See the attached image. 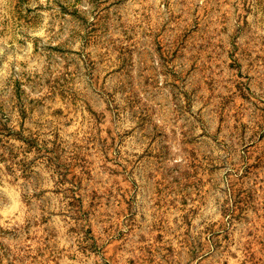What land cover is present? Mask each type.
Returning a JSON list of instances; mask_svg holds the SVG:
<instances>
[{
    "label": "rangeland",
    "instance_id": "rangeland-1",
    "mask_svg": "<svg viewBox=\"0 0 264 264\" xmlns=\"http://www.w3.org/2000/svg\"><path fill=\"white\" fill-rule=\"evenodd\" d=\"M217 4L0 0V264H264V41Z\"/></svg>",
    "mask_w": 264,
    "mask_h": 264
},
{
    "label": "clouds",
    "instance_id": "clouds-1",
    "mask_svg": "<svg viewBox=\"0 0 264 264\" xmlns=\"http://www.w3.org/2000/svg\"><path fill=\"white\" fill-rule=\"evenodd\" d=\"M209 7H213L209 5ZM215 7L219 8V11L209 12L208 22L209 30L215 41L220 43H226L229 34H232V28H238V31L234 34L240 37V46L247 47L244 44L245 40L250 41L251 44L256 45L260 41H264V0H229L228 5L217 4ZM221 13L226 14V18L221 16ZM224 23L229 25L226 32L221 31ZM214 30V31H212ZM46 33H34L33 38L39 39L40 37H47ZM216 47V45H214ZM260 51V48L256 49ZM218 63L224 61L223 50L217 48ZM251 60V57L247 58ZM223 66V63H221ZM215 67V64L213 65ZM245 70L247 71V61H245ZM256 73L257 79L252 82V88L254 95L252 100L255 103L260 104L264 102V64H260L252 69ZM260 85L257 87V85Z\"/></svg>",
    "mask_w": 264,
    "mask_h": 264
}]
</instances>
